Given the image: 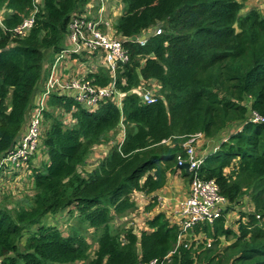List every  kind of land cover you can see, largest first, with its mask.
Returning <instances> with one entry per match:
<instances>
[{
    "label": "trees",
    "instance_id": "16d2710c",
    "mask_svg": "<svg viewBox=\"0 0 264 264\" xmlns=\"http://www.w3.org/2000/svg\"><path fill=\"white\" fill-rule=\"evenodd\" d=\"M89 1L44 0L36 26L17 38L10 30L29 15L32 0H0L8 28L0 26V158L25 130L48 66L65 47L71 17ZM122 1L118 33L130 39L156 26L162 33L144 47L126 42L130 63L117 73L119 87L122 78L127 82L121 87L126 93L121 107L109 101L92 111L71 98L52 96L41 145L45 157L29 177L34 194L27 207L11 211L0 205V264L164 259L175 251L179 236L178 226L164 213L149 219V230L140 236L114 223L137 211L135 193L152 196L150 211L157 204L153 194L167 185L169 175L180 173L191 182V174L177 166L191 135L202 133L211 140L226 130L229 138L199 171L219 184L231 206L213 225L195 227L204 236L198 248L196 243L190 249L180 246L171 258L173 264H264V121H254L255 114L264 118V10H246L251 0ZM109 73L101 68L97 82L108 84ZM152 80L158 86L147 84ZM142 85L160 97L157 102L144 103L133 91ZM69 112L76 120L71 127L62 122ZM122 131L124 138L114 144ZM109 143L113 146L97 166L84 172L93 150ZM247 196L254 211L240 212L235 230L227 225L228 213L242 207ZM68 212L97 235L93 254L76 229L68 234L57 227Z\"/></svg>",
    "mask_w": 264,
    "mask_h": 264
},
{
    "label": "built area",
    "instance_id": "2783aa9c",
    "mask_svg": "<svg viewBox=\"0 0 264 264\" xmlns=\"http://www.w3.org/2000/svg\"><path fill=\"white\" fill-rule=\"evenodd\" d=\"M254 1H257L258 9L264 10V0ZM116 2L117 6L111 5L108 0H90L83 12H77L71 17L65 47L57 55L56 60L48 66L46 82L36 93L27 113L25 130L18 135L7 154L0 158V186H4V178L7 179L10 174L16 175L17 171H28L32 174V169L40 163L39 159L45 157L41 146L46 130L45 113L51 109L49 103L53 95L71 98L92 111L98 109L103 102L112 101L118 103L119 107L122 106L126 93L121 87L127 86V82L122 78L119 87L117 73L118 71L123 73V67L130 63V50L126 42L130 40L144 47L150 37L162 33V28L154 27L137 37L125 38L118 33L117 24L113 21L117 17L120 18L124 12L123 1L116 0ZM43 7L44 0H32L29 15L10 30L13 36L26 37L36 26L37 15ZM4 21V10H0V26L7 31ZM75 63H78V66L74 70ZM101 68L110 70V82L106 85L97 82L96 76L101 72ZM147 84L150 87L158 86L156 80ZM139 90L144 103L152 104L160 98L152 89H145L143 85L133 91ZM162 100L165 101L164 98ZM74 110L73 108L71 112ZM71 112L65 116H71ZM70 119L76 124L72 116ZM254 121H264V118L255 114ZM203 138L202 133L191 135L184 144L185 156L179 157L177 162L179 168L184 164L189 165L191 182L188 196L181 202L173 223L181 231L176 248L183 246L190 249L194 243L198 247L201 239L191 234L195 227L213 225L231 206L229 199L221 194L220 186L214 179L205 180L200 176L199 170L205 157L199 156L197 146ZM228 218H230L229 213ZM212 242L209 240L207 246L210 247ZM175 252L176 250L164 259H154L148 264H173L171 255Z\"/></svg>",
    "mask_w": 264,
    "mask_h": 264
},
{
    "label": "rangeland",
    "instance_id": "374dc122",
    "mask_svg": "<svg viewBox=\"0 0 264 264\" xmlns=\"http://www.w3.org/2000/svg\"><path fill=\"white\" fill-rule=\"evenodd\" d=\"M100 1H103V0H100ZM108 1L110 3H112L111 5L117 4L116 0H108ZM256 4H257V1L255 2L253 0L252 2L249 3V6L247 5L246 10H248L251 7H253V8L256 7ZM122 7H123V11H124L125 10V4L124 3H123ZM110 18H113V17H110ZM113 21L116 24H118L119 17L115 18ZM157 27H159V26H156L155 28H157ZM113 30H115V29L113 28ZM57 55L55 56L54 61L56 60ZM65 62H66V60H65ZM77 66H78V63H75L73 66V69L75 70V68H77ZM103 75L105 77H108V72L107 71L104 72ZM139 92H140V90L137 93H139ZM56 114L58 115V112H56ZM70 118H71L70 115H67L64 118H62L63 124L64 125H69V124L74 125L73 124L74 122ZM230 133L231 132H229V130H226L217 139H211V140L206 139V138L201 139V142L197 146V152H198L199 156L206 158L211 153H214L218 149V147L220 146V143L224 142L225 140H227L229 138ZM122 138H124L123 137V131L120 133V135H118V137L114 141V144H115V142L119 143V141ZM111 146H113V143L111 145L109 143V144H103L102 146H97L93 150V153L91 154L90 158L88 159V163L84 169V172L89 171V170L91 171L92 169H94L97 166V164L99 163V160L104 155H106L107 152L110 150ZM38 164L39 163H37V165ZM43 167H44V165L41 164L39 167V170H42ZM30 175L31 174L28 171H26V172L25 171H22V172L17 171L16 175L10 174L7 179L4 178L5 179L4 186L8 185V187L10 189L9 190L6 189L3 193H0V202H1L0 205L1 206H7L8 209H11V211H13L12 209L16 208L17 206L18 207L19 206H24V207L28 206L26 201L29 198H31L32 195L34 194L32 180L29 178ZM2 190H3L2 186H0V191H2ZM5 192H6V194L4 195ZM140 199H143V197H140V195L134 196L135 201H138ZM145 201H147V200H145ZM150 202L151 203L153 202L152 198L149 200L148 205L151 204ZM147 206H145V208ZM253 211H254V208L250 204L249 197L247 196V198L244 199V204L242 205V207H239V206L236 207L235 212H232L229 214L230 223L227 225H230L231 228L237 230L238 227H237V225H235V223L240 218V215H241L240 212L253 213ZM138 218L142 219V221L144 220L142 217V213H139L138 211H136L131 215V217L128 220H126L124 222L115 221V223H114L115 228L121 229L122 227L128 226V228L135 229L136 225H138V223H136L134 220L138 219ZM54 219L55 218L51 219L49 222H55ZM46 223H48V217H46L43 221V224H46ZM56 224H57L58 228H60L61 230H63L65 233H68V234H70L71 232H73L76 229L81 235L85 236L87 238L88 242L91 244V254H93L95 252L96 247H97V240H98L97 235H95L93 233L94 232L93 229L92 230L87 229L89 226L84 225V223L79 222L78 215L76 213L71 214L68 212V214H64L63 217L61 216L60 218H58ZM122 229H124V228H122ZM180 232L181 231L179 229V234H180ZM191 234L192 235L195 234V236H198V238L203 240L204 236L202 234L197 235L194 230ZM195 248H198V247H195ZM177 249L178 248H176L175 250L177 251Z\"/></svg>",
    "mask_w": 264,
    "mask_h": 264
},
{
    "label": "crops",
    "instance_id": "0c3cea01",
    "mask_svg": "<svg viewBox=\"0 0 264 264\" xmlns=\"http://www.w3.org/2000/svg\"><path fill=\"white\" fill-rule=\"evenodd\" d=\"M189 187L190 182L182 178L180 173L169 175L167 185L162 190L153 194V196H157V204H155L153 209L150 211L146 208L149 206L148 202L152 196L135 193L134 196L140 195V197H143V199L136 201V204L137 211L142 213V217L145 221H142L140 218L135 219L134 221L138 223V225H136V228L133 229L134 232L140 236L142 231H148L149 228L147 227V221L159 213H164L171 224L175 223V215L180 209L181 202L188 196ZM145 206L147 207L145 208ZM131 215L124 217L123 219H118L117 221L124 222L128 220ZM126 228H128V226H126Z\"/></svg>",
    "mask_w": 264,
    "mask_h": 264
},
{
    "label": "water",
    "instance_id": "95a60500",
    "mask_svg": "<svg viewBox=\"0 0 264 264\" xmlns=\"http://www.w3.org/2000/svg\"><path fill=\"white\" fill-rule=\"evenodd\" d=\"M181 170H185L187 174L190 175V170H189V165L188 164H184L182 167H180Z\"/></svg>",
    "mask_w": 264,
    "mask_h": 264
},
{
    "label": "clouds",
    "instance_id": "9594fccd",
    "mask_svg": "<svg viewBox=\"0 0 264 264\" xmlns=\"http://www.w3.org/2000/svg\"><path fill=\"white\" fill-rule=\"evenodd\" d=\"M232 213V212H231Z\"/></svg>",
    "mask_w": 264,
    "mask_h": 264
}]
</instances>
